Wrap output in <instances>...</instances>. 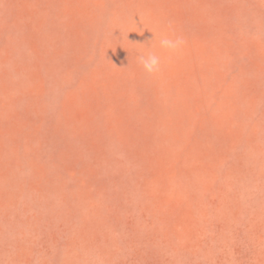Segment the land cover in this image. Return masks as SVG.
Here are the masks:
<instances>
[{"label": "rangeland", "instance_id": "obj_1", "mask_svg": "<svg viewBox=\"0 0 264 264\" xmlns=\"http://www.w3.org/2000/svg\"><path fill=\"white\" fill-rule=\"evenodd\" d=\"M0 264H264V0H0Z\"/></svg>", "mask_w": 264, "mask_h": 264}, {"label": "clouds", "instance_id": "obj_2", "mask_svg": "<svg viewBox=\"0 0 264 264\" xmlns=\"http://www.w3.org/2000/svg\"><path fill=\"white\" fill-rule=\"evenodd\" d=\"M153 34L152 39L155 38ZM151 40V39H150ZM185 44V40L180 36L169 35L163 32L158 40V47L167 51L169 54H178ZM138 64L148 75H155L160 72L162 66V58L154 51L142 52L137 57Z\"/></svg>", "mask_w": 264, "mask_h": 264}]
</instances>
